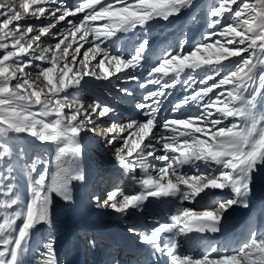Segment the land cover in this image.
<instances>
[{
	"label": "snow or ice",
	"instance_id": "snow-or-ice-1",
	"mask_svg": "<svg viewBox=\"0 0 264 264\" xmlns=\"http://www.w3.org/2000/svg\"><path fill=\"white\" fill-rule=\"evenodd\" d=\"M197 6L195 0H78L72 8L63 0H0V138H7L0 143V157L11 154L9 142L20 135L56 146L54 172L39 157L23 169L30 193L23 202L11 182L16 169L4 160L0 264H26L33 230L52 223L53 197L71 201L73 182L84 179L83 134L98 132L108 145L119 141L114 161L141 190L117 188L103 200L94 197L97 207L130 216L145 210L149 198L177 202L169 221L150 232L135 225L127 229L141 245L166 257L167 264H264V231L227 253L216 246L200 256L178 253L177 237L219 233L229 209L248 207L253 173L264 166V0H214L206 12L210 31L200 42L185 48L190 42L184 41L179 51L154 62L145 55L151 22L180 18ZM27 17L49 22L21 24ZM137 29L142 35H135ZM49 36L56 42L42 47ZM122 36L131 48L127 56L107 47ZM145 66L141 80L134 73ZM85 77L115 78L117 90L128 96L132 92L124 85L135 82L143 90L136 105L143 119L105 125L111 106L69 100L70 90H83ZM177 85L187 94L173 103V115L161 120L164 99ZM26 154L23 147L15 151L17 160ZM151 159L161 166L151 165ZM201 165L209 172L202 174ZM137 169L143 174L139 179L133 175ZM226 190L231 195L214 198ZM184 202L200 207L180 206ZM39 264H56L51 242Z\"/></svg>",
	"mask_w": 264,
	"mask_h": 264
},
{
	"label": "bare ground",
	"instance_id": "bare-ground-1",
	"mask_svg": "<svg viewBox=\"0 0 264 264\" xmlns=\"http://www.w3.org/2000/svg\"><path fill=\"white\" fill-rule=\"evenodd\" d=\"M69 1L70 0H63V3H65V5H68ZM73 1L75 2L72 3V5L70 4V8L75 7L76 4L78 3V0H73ZM188 16H189V11L187 10L185 14L180 18H171L170 21L168 22L163 21V20H156V21L151 22L148 28L150 32L154 28L159 29V30L165 29V28L172 29L171 25L173 24L174 20H177V21L182 20L183 23L179 25L178 28H180L181 26H184V29H186V31L191 30L190 26L188 25L189 23V20H187ZM69 19L77 21L78 17H70ZM135 34L136 36H140L142 35V32L141 30L137 29ZM176 45H177V41H171L168 52H171V50L175 49ZM85 47H88V45H85ZM107 47L108 48L110 47V42L108 43ZM134 74H136V72ZM95 81H98V80H94L93 82H91L90 85L84 84V89L90 96H95L97 99H99V95L97 94V92L102 93L101 94L102 96L104 94V91H101V90H104L103 88L108 87V89L110 90L111 89L110 86L115 85L114 92H112V94H109L108 96H102L106 98L108 101H110L111 103L110 106L114 109L113 113L111 114V117L106 119L103 122L105 125H107L108 123H117V124L124 123L125 120L121 121V119H123L124 116H126L129 121L138 120L137 117L143 119V117L139 114V110L136 107L138 103L142 102V97L138 98L137 95L136 96L134 95L135 93H139L140 90L142 89H140L135 82H130L124 85L129 89V91L132 92V95L128 96V95H124L120 93L117 90V86L120 84V82L115 78H113L111 81H99V83L94 84ZM175 89H173L172 91H174ZM169 92L171 91L169 90ZM121 100L128 101L129 104L132 106L124 107L123 105L118 104V101H121ZM96 135H97L96 139H100V141L97 144L95 143L96 144L95 145L89 140L90 139L89 135L83 134L84 138L81 141L82 152L79 158V166L84 173V179L81 181L73 182L72 200L65 202L59 197L57 199V202L60 205H58L54 211V221L55 222H53L52 227L49 229V231L54 233L57 238L62 237L63 233L65 232L64 230L67 227H70L72 230H74L75 225H78L79 227H88L91 224H94L95 222H97L98 224L105 222V223L110 224L108 226L112 225L116 227H124L125 220L128 218H133L134 213H137L136 211V212H132L130 216H124L121 214L114 213L111 209L108 212H106L105 208L97 210L98 208L96 205V200L94 199V197L90 198L91 194L97 193L100 191L99 188L97 187L98 185L106 187L108 185H113V184L116 185V183H119L120 181L119 171H117V169L111 168L106 171L108 167H110L111 165L112 166L115 165L113 159L109 158L106 163H104L103 165L101 164L102 165L101 169L103 170H100L98 168V165L96 163L98 161L93 162L92 159L90 161L88 160V157H90V155H93L95 148L99 149V145L105 143V142L104 143L101 142L102 136L100 135L99 132ZM4 139H7V138H4ZM10 142L11 143L14 142L17 145V149L19 147H23L26 150L27 154L22 159H20L22 161V173L20 175H17L23 181H26L28 183L27 173L23 169L28 164H30L32 160H36L37 157H39L44 162V164L50 168V170L52 168L53 169L56 168V146L54 144H42L39 141L35 140L34 138L26 136V135H20L18 139L14 141H10ZM117 144H119V141H117L115 145H108V144L104 145L102 154L114 152L113 148L115 146L117 147ZM161 163L162 162L157 161L155 159L150 160V164L155 167L161 166ZM122 172L126 173L125 170L123 169H122ZM126 174L128 175V177L131 178V176H129L128 173ZM126 174H123V176H125ZM32 175L35 176V173H33ZM133 175H135L137 179H139L142 177L143 174L140 172L139 169H137V172L134 173ZM153 175H155V173H153ZM13 181H16V178H14ZM135 184L139 186L138 183L135 182ZM12 185L15 189L18 188L14 184ZM105 189H107V187ZM113 190H116V186H114L111 191ZM17 192L19 193L21 202L25 201L30 195L28 190L21 192L17 189ZM224 193H229V191L226 190ZM105 195H107V193ZM61 201L64 202V205L61 204ZM194 204L195 203L188 204L187 207L197 208L194 206ZM2 210L3 209H0V216H3L5 214V212L1 214ZM8 211H11V210H8ZM97 219H100V220L96 221ZM148 223H151V222L149 221ZM55 226L56 228H54ZM75 232H77L76 229H75ZM129 235L136 237L133 234H129ZM103 236L104 238H106L107 235L104 234ZM32 237H33V233L31 235V238ZM28 249H29V245H28ZM193 251L202 252L203 246L195 247Z\"/></svg>",
	"mask_w": 264,
	"mask_h": 264
},
{
	"label": "rangeland",
	"instance_id": "rangeland-1",
	"mask_svg": "<svg viewBox=\"0 0 264 264\" xmlns=\"http://www.w3.org/2000/svg\"><path fill=\"white\" fill-rule=\"evenodd\" d=\"M3 2L5 4H10V3H12V0H3ZM74 2L75 1L70 0L68 5H66V6L70 7V4L72 5V3H74ZM195 3L198 5L195 8V10H192V9L188 10L189 11V16H188L187 20H189L188 25L190 26L191 30H187L186 31V29H184V27H183V29L181 31V34H180V38L178 40V45H177L178 47H177V49L175 51H171L173 53H175V52L180 50V46H181V44L184 41L188 40L190 42L189 44H184V47L187 48V47L190 46V44H195V43L200 42L201 39H202V34L210 31V29H208L206 27V20H207L206 12L213 5L214 0H195ZM48 22H49V20H48L47 17L43 18V19H40V20H36L34 18L27 17L26 19L22 20L20 23L21 24L30 23V24H34L36 26H40V25H47ZM159 26H161V25H159ZM57 28L59 29L60 32H63L65 30L64 25H62V24L57 25ZM51 31L52 32H56L57 29H51ZM42 41H43L42 47H47V46H49L51 44H54L56 42L51 36L43 37ZM85 48H87V47H85ZM37 51L39 52V49ZM83 51H84V49L81 50V52H83ZM36 63H41V62L37 61ZM41 66H44V65L42 64ZM31 71H33V73H35V69H32ZM32 78L35 79V74L33 75ZM94 80H95L94 78L85 77V81H86L85 85H90L91 82H93ZM82 83H84V82H82ZM96 83H99V80L94 82V84H96ZM110 87H111L110 90L108 89V87H105V88H103L104 90H101V91H104V94L102 96H108L109 94H112V92H114L115 85H112ZM97 94L99 95V99H97L95 96H90L85 91L84 88H83L82 91L81 90H70V92H69V100L79 99V100H83L86 104H91L93 102H102V103H106V104H108L110 106V104H111L110 101H108L106 98L102 97L101 96L102 93L97 92ZM123 120H125L124 122H127L128 118L126 116H124L123 119H121V121H123ZM84 134L85 135H89V138H90L89 140L92 143H94V144L95 143L97 144L100 141V139H96L97 135L94 136L91 133H84ZM3 140H4V138H0V143H3ZM101 142H103V143L105 142V143L104 144H100L99 145V149L95 148V151L93 152V155H90L91 158L88 157V160L90 161L92 159L93 162L98 161L100 163L99 164L98 162H96L97 165H98V168L100 170H103V169H101V167H102V165L104 163H106L108 161L109 158L114 160V152L102 154L103 149H104V145H107V143H106V141L103 138H101ZM118 145L119 144H117V146ZM9 146H10L11 154L8 157H0V169H4V160L5 159L11 160L12 161V166L16 169L15 175L13 177V179L16 178V181H13V179H12L11 182H12V184H14L15 186L18 187L17 189L19 191H21V192L26 191V190H28L27 182L23 181L20 177L17 176V175H20L22 173V161L21 160H17L16 157H15V151L17 150V145L14 142L13 143L9 142ZM115 147L113 149H115ZM114 164H115L114 166L111 165L110 167H108V169H106V171L111 169V168H115V169H117V171H119V173H123L122 169L119 168V166L116 164L115 161H114ZM201 167H203V165H201ZM201 173L204 174V172H201ZM97 187L99 188L100 191L97 192V193L91 194L90 198L100 197L101 200H103L106 197L105 194L112 190L113 185L106 186L107 189H105L106 187L100 186V185H98ZM3 199H4V197H0V200H3ZM97 208H98L97 210L102 209V207H97ZM108 211H110V209H106V212H108ZM4 212H5V210L3 209L1 211V214H3ZM99 220L100 219H97L96 221H99ZM103 224L108 225L105 222H103ZM116 228H118V227H116ZM125 228L126 227H123L121 229H125ZM127 233H129V232H127Z\"/></svg>",
	"mask_w": 264,
	"mask_h": 264
},
{
	"label": "water",
	"instance_id": "water-1",
	"mask_svg": "<svg viewBox=\"0 0 264 264\" xmlns=\"http://www.w3.org/2000/svg\"><path fill=\"white\" fill-rule=\"evenodd\" d=\"M51 171H53V172H54V171H55V169H53V168H52V169H51ZM55 202H56V199H55V196H54V197H53V203H52V205H53Z\"/></svg>",
	"mask_w": 264,
	"mask_h": 264
}]
</instances>
